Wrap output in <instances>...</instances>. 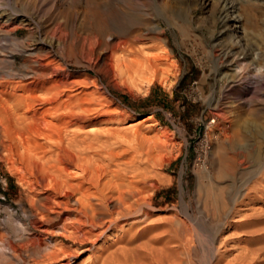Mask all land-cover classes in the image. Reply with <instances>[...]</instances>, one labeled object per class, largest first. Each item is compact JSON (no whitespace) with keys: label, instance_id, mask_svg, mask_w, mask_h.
<instances>
[{"label":"rangeland","instance_id":"obj_1","mask_svg":"<svg viewBox=\"0 0 264 264\" xmlns=\"http://www.w3.org/2000/svg\"><path fill=\"white\" fill-rule=\"evenodd\" d=\"M0 10L13 17L0 25V83L22 86L25 80L9 77V71L24 70L41 57L68 65L66 72L86 80L85 92H94L112 114L84 131L106 140L103 150L133 161L132 171H137L127 168L128 176L147 177L142 200L149 203V214L123 228L129 231L134 225L131 232L142 235L131 256L145 259L144 247L160 250L162 242L172 240L174 250L167 257L172 255L174 264H264V71L259 73L245 57L260 44L258 53L264 54V0H0ZM228 15L239 23H227ZM46 35L62 41L63 48L50 52L58 53L56 59L35 48ZM109 36L114 42L135 38L127 52L113 56L117 72L111 78L96 60L111 53L104 46ZM82 45L94 54L80 53ZM153 55L169 62L158 77L132 76L117 66L123 59L127 63ZM233 72L237 78L231 83L227 77ZM148 129L156 131L157 139ZM148 136L154 143L144 141ZM217 156L231 166L223 176L216 171ZM19 167L9 155L1 156L0 240L10 249V264H46V254L55 246L71 252L68 264H103L122 252L121 231L79 247L59 236L36 241L39 233L30 220L36 211L30 203L41 191L30 192ZM17 222L26 233L16 229ZM182 248L187 249L183 256L174 253Z\"/></svg>","mask_w":264,"mask_h":264},{"label":"bare ground","instance_id":"obj_2","mask_svg":"<svg viewBox=\"0 0 264 264\" xmlns=\"http://www.w3.org/2000/svg\"><path fill=\"white\" fill-rule=\"evenodd\" d=\"M12 18L0 10V25L4 26L6 23L11 22ZM225 19L228 21L227 23L230 22L232 25L239 23L238 19L229 17V15ZM104 25L107 26V24ZM90 31L92 32V30ZM108 31L110 30L108 29ZM117 34L116 36H118ZM88 36H90L89 31ZM88 36L86 35L87 38ZM96 36L93 37L92 35L93 38ZM122 36L125 37L126 35ZM87 38L86 40H88ZM96 38L98 39L99 36ZM131 38L134 37L131 36ZM59 39L55 38V36L46 35V38L41 43L39 42L40 44L35 48L46 50L48 53L53 52L55 49L62 47V41ZM114 40L112 36H109L104 45L106 50L108 47L112 48L111 53L101 56H98L99 53L96 54L98 56H96L97 62L101 63L102 67L109 69L108 73L104 72L107 74V78H111L114 75L112 62L114 63L113 56L115 53L127 52L135 38L133 40L120 38V40L116 39V42ZM83 43L86 45V41ZM91 46H93V43H90L88 48ZM85 47L83 45L80 47V53L83 54L84 49L89 50ZM262 48L261 44L255 45L251 53L245 56L251 58L259 73L264 71L262 70L264 69L263 62H261L264 60V54L262 52L258 53ZM96 50L98 51L99 49ZM87 52L89 53L87 54ZM87 52L85 51L84 53L88 56L92 54V48ZM135 54L139 55L138 52ZM87 55L86 57H88ZM58 56L56 52L50 53V58L52 59H56ZM137 58L139 57L132 58L133 61H127V63L123 61L124 59L120 60L117 66L120 65L126 74L130 73L136 77L138 75L158 77L160 74L165 73L166 67H169V62L155 55L143 57L141 60H137ZM48 60L41 57L24 70H14L12 68L9 71V77L10 75L12 77L16 75L25 80L22 86L9 87L7 83H0V158L1 156L8 157L9 155L12 160H15L20 165L19 170L23 172L22 176L26 179L30 192L41 191L40 195L35 196L30 203L31 207L35 208L36 211L30 218L31 224L36 232L39 233L38 236H34V239L41 242V237L43 236H46V239L59 236L65 240H70L72 245L79 247L93 244V241L105 237L109 232L121 231L123 236L118 237V242L123 246L127 244L128 247L122 248V246V252L119 255L110 254L114 256L107 257L108 259H105L107 261H104L103 264L105 262L111 264H174L175 261L172 259V255L167 257L168 252L171 254L174 250L172 249L173 246L169 247L172 240L162 242L160 250L154 247H144L146 251L145 259L135 258L131 256L132 254L130 255L132 251L135 252V241L142 235L140 234L141 232H131L134 225L129 231H125L123 228L129 224L130 220H133V224H135L144 220L149 214L146 210V207H149V203L146 204L147 202L142 200V195L146 191L143 179L147 177L143 178V176L141 178L137 173L128 176L126 173L129 171L130 173L137 171H132L134 167L133 161L130 159L124 162L125 158L123 156L110 150H103L101 147L106 140L103 141L99 136H94L84 131L86 127L96 126L102 119L110 118L112 114L98 103L93 95L94 92H85L90 85L86 80H77L73 74L66 72L68 65H55L53 60ZM99 69L101 70V68ZM261 70L262 72H260ZM233 74L231 78L227 77L231 83L237 78V74L234 72ZM155 132L154 129L149 130V133H153V137L155 136L156 138H154L157 139V133ZM150 138L148 136L144 138V141L151 142L154 139L151 138L150 140ZM259 151L254 152L256 158L261 156ZM104 152L108 155L105 158L102 157ZM217 158L215 161L218 163L216 171H218L219 175L223 176L227 171L230 172L229 161L220 160V156H217ZM121 166L124 167L123 171L127 168L129 171L123 172L120 169ZM72 170H77L80 175H71ZM217 188L220 187L218 186ZM182 206L187 209V205L183 203V200ZM226 207L227 204L224 206V210L227 209ZM184 224L181 226L183 228L182 232L185 230L186 225L184 226ZM184 232L186 233V231ZM183 235L179 236L183 239ZM181 241H178V244H181ZM132 244L131 248L130 245ZM184 244L182 243L181 245ZM186 248H182L181 251L176 250L174 253L178 252L180 256H183L184 252L186 253V250L189 249ZM12 250L16 251V249ZM85 250H89V248ZM69 256H71V252L68 249L63 246H55L52 251L46 254V264H68L67 259ZM177 256L179 257L178 254ZM98 258L95 257V261H98ZM209 260H212L210 250Z\"/></svg>","mask_w":264,"mask_h":264},{"label":"clouds","instance_id":"obj_3","mask_svg":"<svg viewBox=\"0 0 264 264\" xmlns=\"http://www.w3.org/2000/svg\"><path fill=\"white\" fill-rule=\"evenodd\" d=\"M15 227L21 234L26 233V228L23 224L17 222ZM9 254V247L5 244L4 240H0V264H10Z\"/></svg>","mask_w":264,"mask_h":264}]
</instances>
